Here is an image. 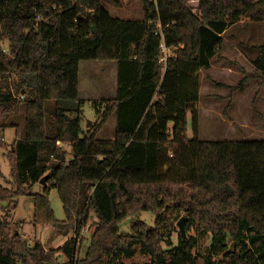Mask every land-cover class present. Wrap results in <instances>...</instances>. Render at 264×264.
<instances>
[{"label":"trees","instance_id":"obj_1","mask_svg":"<svg viewBox=\"0 0 264 264\" xmlns=\"http://www.w3.org/2000/svg\"><path fill=\"white\" fill-rule=\"evenodd\" d=\"M139 1L143 18L120 19L101 0H0V132L20 106L25 112L9 150L12 187L0 182V264H58L57 251L29 244L22 221L11 226L22 195L32 198L34 226L72 234L60 264H123L136 246L150 260L132 264H264V139L187 135V112L195 134L199 127V70L234 23L264 20V0H198L197 13L186 0ZM81 60L116 65L115 96L91 101L100 119L91 127L81 124ZM251 63L264 74V42ZM111 115L106 141L97 132ZM45 175L42 193L28 191ZM51 187L63 220L50 207ZM142 211L153 214L152 226L133 218ZM183 214L185 234L175 226ZM186 229L210 235L207 254L194 251Z\"/></svg>","mask_w":264,"mask_h":264},{"label":"rangeland","instance_id":"obj_2","mask_svg":"<svg viewBox=\"0 0 264 264\" xmlns=\"http://www.w3.org/2000/svg\"><path fill=\"white\" fill-rule=\"evenodd\" d=\"M101 2L113 17L120 19H141L144 16L143 7L139 0H101ZM185 3L191 8H197L198 5L197 0H186ZM222 39L223 42L220 53L217 54L213 60L215 68L212 73L205 69L199 72L201 85L199 127L195 134L192 129V115L190 112H187V135L189 138L197 136L199 139L204 140L264 139V74L256 70L251 63L258 53V46L264 42V20L253 21L247 17H242L222 34ZM222 65H227L231 67L232 70H228V68L221 70ZM247 69L254 71L256 75L249 76L246 83L244 82L243 86H246L248 90L245 95L241 96L242 101H240V104L242 109L240 108V111H236V113L232 115L235 112L233 108L235 109L236 106H228L229 101H227L226 98H224L223 101H219L216 99V93H223L220 86H227L229 89L230 87L237 86L240 79L247 73ZM78 81L79 96L85 100L82 105L83 115L81 124L86 127L87 123L90 122L87 127H91L100 120L91 101L115 96V61L81 60L79 62ZM52 105V100L45 101L47 114ZM24 115V106H20L15 113L5 120L6 126L0 132L3 142V146L0 148V171L2 174L0 182L9 188L12 187L9 180L11 177V158L9 150L15 140L16 128L21 132L24 130ZM227 115L232 119L233 123L242 124L243 126L248 125L250 131L246 132V134L254 135L246 137L239 133L229 132L228 127L230 129L231 125H229L227 118H225ZM222 118H224V120ZM114 126L115 115H111L98 130L97 137L103 138L106 141H111L113 139ZM236 126L239 128V125ZM61 145L68 151L66 157H71L69 146L66 143ZM25 187L28 191L33 193H42L44 189L42 183H34L31 186ZM181 192L183 191L181 190ZM48 199L54 217L57 220L65 219L63 205L55 187L50 188ZM181 216L185 215L183 214ZM136 217L144 220L150 226L153 225L154 216L150 212L142 211L135 215V217L133 216V218ZM32 219V198L27 195L19 196L16 201V207L12 212L11 226L16 228L18 227L17 223L22 221V227L19 230L23 233L30 245L34 242H38L46 249H54L57 251L55 253L57 263L60 264L64 262L65 257L62 252L59 251V247L64 240L71 237L72 234L69 233L65 235L57 233L51 225L34 226L32 224ZM177 220L175 221L176 227ZM130 221L131 217H127L120 222L119 230L121 233L129 232ZM186 231L194 235L196 239L197 246L194 251L207 254L210 250V235L207 233H197V231L193 229H186ZM175 235L176 232H173L174 240ZM83 236L87 239H84L82 242L79 250L80 257L84 256L88 246L89 234L86 232V228L83 232ZM78 239H80V236H78ZM222 255L223 252H220L213 257L221 258ZM149 260V255L141 253L138 246H136L134 255L131 257H124L122 262L123 264H132Z\"/></svg>","mask_w":264,"mask_h":264},{"label":"crops","instance_id":"obj_3","mask_svg":"<svg viewBox=\"0 0 264 264\" xmlns=\"http://www.w3.org/2000/svg\"><path fill=\"white\" fill-rule=\"evenodd\" d=\"M214 59H215V57H213L210 60V67L209 68H207V69L201 68L199 70V72H201L202 69H205V70H209L212 73L213 69L215 68V65H214V62H213ZM227 68H228V70L229 69L232 70V68L227 66V65H224V66L222 65L221 70H225ZM199 72H198V75H199ZM247 73H248L249 76L256 75L254 71L248 70V69H247ZM220 88L223 90V93H216V96H217L216 99H218L219 101H223L224 98H226L227 101H229L228 106H230V107H232V105L236 106L237 109H236V107H235V109L233 108V110L235 112L232 115H234L236 113V111H240V108H241L240 101H242L241 96H243V95H245L247 93L248 88L246 86H243L242 89H235V90H232V91H231V89L227 88V86L226 87H224V86L221 87L220 86ZM200 98H201V85L199 87V100H200ZM225 118H227V121H228L229 125H231V127L234 130L233 131L231 127L229 129V127H228L229 132L239 133V134L245 135L246 137H250V136L254 135V134H246V132L250 131V127L248 125L243 126L242 124L240 125V124L233 123L232 119L228 115L225 116ZM222 119L224 120V118H222ZM236 125H239V128ZM244 128H248V129H244ZM234 140H251V139L244 138V139H234ZM257 140H259V139H257Z\"/></svg>","mask_w":264,"mask_h":264},{"label":"water","instance_id":"obj_4","mask_svg":"<svg viewBox=\"0 0 264 264\" xmlns=\"http://www.w3.org/2000/svg\"><path fill=\"white\" fill-rule=\"evenodd\" d=\"M92 32L93 33H96V28L94 27V26H92ZM90 124V122H88L87 123V125H89ZM46 175L45 176H43L42 178H41V180H40V183H42V184H44L45 183V179H46ZM185 220H186V217L185 216H181L178 220H177V222H176V225H177V227H178V229H179V231L182 233V234H185Z\"/></svg>","mask_w":264,"mask_h":264},{"label":"built area","instance_id":"obj_5","mask_svg":"<svg viewBox=\"0 0 264 264\" xmlns=\"http://www.w3.org/2000/svg\"><path fill=\"white\" fill-rule=\"evenodd\" d=\"M152 1L156 2V0H152ZM197 2H198V0H197ZM190 8H191V7H190ZM191 10H192L194 13H197V12H198L197 8H191ZM157 25L159 26V24H157ZM162 48H163V50H165L164 46H162ZM161 59L164 60L165 57L163 56ZM57 144L61 145V142H60V141H57Z\"/></svg>","mask_w":264,"mask_h":264}]
</instances>
